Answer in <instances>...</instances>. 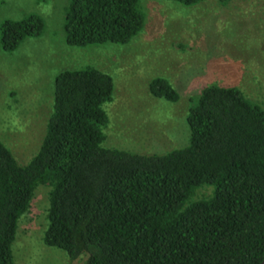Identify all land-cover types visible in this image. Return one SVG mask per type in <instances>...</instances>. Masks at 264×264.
Returning a JSON list of instances; mask_svg holds the SVG:
<instances>
[{"label": "trees", "instance_id": "16d2710c", "mask_svg": "<svg viewBox=\"0 0 264 264\" xmlns=\"http://www.w3.org/2000/svg\"><path fill=\"white\" fill-rule=\"evenodd\" d=\"M185 6L202 0H172ZM226 3L227 0H220ZM145 22L140 0H69L65 42L126 44ZM44 30L35 13L0 25L3 50ZM113 77L60 71L38 150L25 164L0 140V264L35 189L49 187L42 240L84 264H260L264 259V109L236 86L208 84L190 99L181 147L143 154L106 146ZM176 102L164 77L148 83ZM210 187L207 195L197 191Z\"/></svg>", "mask_w": 264, "mask_h": 264}, {"label": "rangeland", "instance_id": "374dc122", "mask_svg": "<svg viewBox=\"0 0 264 264\" xmlns=\"http://www.w3.org/2000/svg\"><path fill=\"white\" fill-rule=\"evenodd\" d=\"M69 0H0V25L31 13L44 20L38 36L13 51L0 44V140L25 164L38 150L51 113L55 76L86 65L110 74L112 100L105 145L143 154L187 143L190 99L208 84L236 86L264 109V0H202L185 6L172 0H140L145 22L126 44L86 47L65 42ZM164 77L176 88L172 103L154 97L148 83ZM48 191L39 185L21 216L12 243L15 264H84L42 240ZM210 187L196 197L209 194Z\"/></svg>", "mask_w": 264, "mask_h": 264}, {"label": "water", "instance_id": "95a60500", "mask_svg": "<svg viewBox=\"0 0 264 264\" xmlns=\"http://www.w3.org/2000/svg\"><path fill=\"white\" fill-rule=\"evenodd\" d=\"M260 264H264V259L261 261V263Z\"/></svg>", "mask_w": 264, "mask_h": 264}]
</instances>
